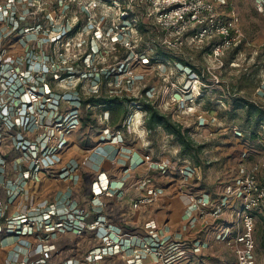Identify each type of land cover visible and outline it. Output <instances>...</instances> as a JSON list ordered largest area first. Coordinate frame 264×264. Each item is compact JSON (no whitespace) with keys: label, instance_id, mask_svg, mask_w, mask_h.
Segmentation results:
<instances>
[{"label":"rangeland","instance_id":"1","mask_svg":"<svg viewBox=\"0 0 264 264\" xmlns=\"http://www.w3.org/2000/svg\"><path fill=\"white\" fill-rule=\"evenodd\" d=\"M162 1L0 0V102L8 108L0 117V219L5 228L0 264H31L48 240L56 248L47 264H232L234 252L218 240L214 216L194 212L203 228L193 230L188 205L174 204L179 195L195 202L209 194L217 202L226 185L264 163V16L255 0L218 3L222 13L234 17L242 43L217 59L210 44L186 40L180 48L164 46L156 17ZM45 66L61 77L48 80L47 75L43 78L50 83L42 86ZM102 70L115 77L103 92L120 97L115 106L84 107L76 100L61 101L64 96L58 106L54 103L53 93L103 95L97 92ZM14 75L22 85L11 92L8 80ZM31 84H36L33 92ZM125 97H147L182 124L193 148L185 152L162 126L147 129L143 107ZM246 102L262 112L250 117ZM105 147L109 154L94 167ZM107 178L115 183L112 188ZM119 187L124 194L115 190ZM151 189L162 192L155 195ZM57 203L82 231H47L50 220L44 214ZM95 213L105 217L98 228L113 233L122 245L117 253L89 261L92 249L117 245L114 238H103L96 225H87ZM222 214L226 224L236 218L232 210ZM9 226L22 233L6 239ZM18 226H24L22 231ZM196 240L207 247H194ZM256 242L258 263L264 264V212L256 219Z\"/></svg>","mask_w":264,"mask_h":264},{"label":"built area","instance_id":"2","mask_svg":"<svg viewBox=\"0 0 264 264\" xmlns=\"http://www.w3.org/2000/svg\"><path fill=\"white\" fill-rule=\"evenodd\" d=\"M218 3L224 5L226 4V1L163 0L162 3L159 4L156 17L160 28L163 29L162 31L164 34L162 41L164 46L168 49H176L180 48L186 40H189L191 44L203 47L206 44H212L215 40H218L211 46L212 49L210 50V54L217 59L224 56L228 49L230 50L238 47L242 43V32L236 24L234 17L227 16L219 10ZM255 4L257 11L264 16V0H255ZM49 58L50 57L48 56V59ZM51 58L52 60L54 59L53 57ZM45 69V72L39 79L41 81L39 84H42V86L49 85L48 81L43 78L49 74L51 76H57V78H59V76L61 77L60 71L51 70L49 72L47 66H45ZM12 79L13 81L8 80L9 84H11V92L15 91V89L22 85L18 75L12 76ZM24 79L25 78H22V80ZM31 87L32 88L30 89L33 92L36 88V84H31ZM53 94L57 97L54 98L57 100V102L54 103L58 106L59 100L62 96L57 93ZM24 109L25 108H22L21 112H23ZM7 110L8 108L6 105L0 102V117H2V111L7 112ZM23 116H21V118H23ZM29 119L31 120L32 118L29 116ZM73 119H76V117L73 116L71 120ZM32 124L33 121L31 122V125ZM13 126H15V124ZM24 145H27L28 147L27 142L24 143ZM93 163H95V161H93ZM184 174L191 175L190 171L188 173L184 172ZM112 184L115 183L110 182L108 179V188H112ZM145 184L146 181H143V185ZM120 188L121 187L115 190L124 194L122 189L120 191ZM161 192L162 190L160 189H151L150 191V193H154L155 195H158ZM221 197L222 198L217 202H213L210 195L205 194L195 202L193 201L188 208V215L191 216V226L195 220V217H193L194 212L200 211L202 217L212 214L217 221L216 236L218 240L225 241L234 252L235 258L232 264H258L259 254L256 242V219L258 214L264 212V163L250 167L247 171H244L243 174L238 176L233 183L226 185ZM142 201H144V199ZM61 209L60 203L53 204L44 214V219L50 220L46 226V229H48L47 231L50 233L63 229H76L82 231V228L76 225V223L68 221L65 215L60 212ZM99 209H102V207H99L98 210ZM205 209H212L213 211L207 214ZM226 209L232 210V212L234 211V213H236V218L230 224H226L224 219H221L224 215L222 213ZM22 218H26L27 220V216ZM101 218L102 217L100 216L90 224L88 222L87 225L91 227L96 225L98 228L97 225L100 224V222H104ZM1 220L2 219H0V232L5 229ZM100 226L97 230L101 236L103 238L107 236L112 239L114 238L115 244L117 245L113 246V244L106 243L105 245L103 244L102 246L92 249L88 255L89 261L98 260L103 256L117 253L120 250L116 249V247L122 245V241L114 236L113 233L105 231V229ZM18 227L21 231L24 228V226ZM148 227L154 229V226L151 224H149ZM9 228L6 239H11L22 233H13V226H9ZM31 230H34L33 226L31 227ZM113 231L118 232L119 228L115 227ZM33 232L36 233V231ZM50 237L51 236H48L45 241ZM194 245L196 247H204L205 242L196 240ZM114 247L115 249L112 250ZM55 248V244L49 242V240L44 244H41L38 252L40 254L31 264H47ZM24 264H26V261H24ZM61 264H72V262Z\"/></svg>","mask_w":264,"mask_h":264},{"label":"trees","instance_id":"3","mask_svg":"<svg viewBox=\"0 0 264 264\" xmlns=\"http://www.w3.org/2000/svg\"><path fill=\"white\" fill-rule=\"evenodd\" d=\"M124 10H126L128 12V9L125 8ZM18 20H19L18 21V25H19L20 20H22V19L20 18ZM35 25H40L41 26L42 24L38 23V24H35ZM140 28H141V25H140ZM217 41L218 40H215L212 44H210V48ZM128 54H129V51L126 52V54L123 56V58L125 59L126 55H128ZM81 65L82 66L80 67V71L82 72V74L87 75L88 71H85V72L82 71L83 67L85 66V64H81ZM124 65L125 64H123V66ZM68 71H71V69L68 68ZM89 72L92 73L91 71H89ZM194 72H195L196 75H199V73H201L199 71L198 72L194 71ZM62 74L63 75H67L69 73L62 72ZM99 75L101 76V78H99V82H101V84H100L99 90H97V92L101 91L103 93L104 90L106 89L107 84L110 82L111 79L112 80L115 79V77H113V75L110 72V70L109 71H105V72L102 70L101 73H99ZM48 76H49L47 78L48 80H53V79H51V78H53V76H50V75H48ZM95 80L98 81V78H95ZM50 86H53V85L51 84ZM78 88H79L78 89L79 92L82 93V91H81V88H82L81 83L78 85ZM61 96L65 97L64 99H61V101L62 100H66V99L67 100H76L77 102H79V104H82L84 107H86L87 105H90V106L93 105L94 107L107 106V105L115 106L116 102L120 100V97L117 96V95H110V94L108 95V94H104V93H103V95H101V93L99 95L95 94V95H92L91 97H88V98H85L84 95H81V96H78V97H76V95H73L75 97V99H73L74 97H72L71 93H66L65 95H61ZM146 98L143 97V98L130 99L128 97L127 98L125 97L124 100L127 101L128 103L131 100L138 101L139 105H141L143 107V109L146 112V120H145V122H146V128L147 129L155 130L157 127L162 126L165 129H167V131H169L170 133H172L173 135H175L177 137L179 143L182 146V149L185 152L189 151V148L190 149L193 148L192 147L193 146V140L189 137L188 134H186V132H183L182 124L177 122V121H174L170 115L162 113L158 109V107L156 105H154L150 101H147ZM61 101L59 100V104L61 103ZM246 104L248 105V115L250 117H253L254 115L260 114L262 112L261 111L262 109L260 108V106L254 104V103H248V102H246ZM125 111H127V108H126ZM126 113H127L126 114V118H127L129 112H126ZM103 150H104V155L107 156L109 154V152H110V147H105V148H103ZM94 161H95L94 167H97L98 164L101 162V160L99 162L97 160H94Z\"/></svg>","mask_w":264,"mask_h":264},{"label":"crops","instance_id":"4","mask_svg":"<svg viewBox=\"0 0 264 264\" xmlns=\"http://www.w3.org/2000/svg\"><path fill=\"white\" fill-rule=\"evenodd\" d=\"M103 153V152H102ZM104 154V153H103ZM103 154H101V155H98V156H96V158H95V160H97L98 162L100 161V160H102L103 158H104V156H106V155H103ZM100 159V160H99ZM90 163V162H89ZM92 165V164H91ZM105 175H107V177H109L110 178V174L109 173H105ZM108 178V179H109ZM109 181H110V179H109ZM191 196H185V197H182V196H177L176 197V199H175V204H174V206H176L177 208L179 207V208H182L183 206H185V205H188L187 207H186V209L188 210V208H189V206H190V204L193 202V200H191V198H190ZM187 213H188V211H187ZM102 214H104V215H106L105 214V212H103ZM104 215H98L97 213H95V215L92 217L93 219H91V221L90 222H93V221H95L98 217H102L101 218V220L102 221H104L105 219V217H104ZM96 218V219H95ZM150 222H145V226L147 227V225L149 224ZM203 221H201V220H198V221H196V219L193 221V224H192V226H191V228L194 230V229H198V227L199 226H201L202 228H203ZM147 228H149V227H147ZM189 232H192V231H189ZM207 245L208 244H206L205 243V246L204 247H207ZM194 247H196L195 245H194ZM259 264V263H258Z\"/></svg>","mask_w":264,"mask_h":264}]
</instances>
